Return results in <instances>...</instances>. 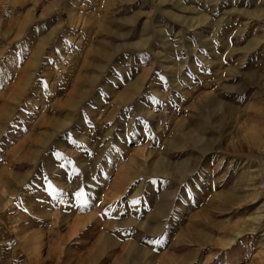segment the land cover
<instances>
[{
	"label": "rangeland",
	"instance_id": "374dc122",
	"mask_svg": "<svg viewBox=\"0 0 264 264\" xmlns=\"http://www.w3.org/2000/svg\"><path fill=\"white\" fill-rule=\"evenodd\" d=\"M37 1L74 16L0 0V264H264V0Z\"/></svg>",
	"mask_w": 264,
	"mask_h": 264
},
{
	"label": "bare ground",
	"instance_id": "6f19581e",
	"mask_svg": "<svg viewBox=\"0 0 264 264\" xmlns=\"http://www.w3.org/2000/svg\"><path fill=\"white\" fill-rule=\"evenodd\" d=\"M53 1V0H52ZM53 3V2H52ZM56 3V2H55ZM44 5V4H43ZM42 5V8H41V6L39 5V2L37 1V0H32V7L30 8V10L28 11L29 12V15H31V16H33V15H36V12L35 11H37L38 9H40V11H41V16H43V15H49L48 13H50L51 12V9H50V7H52V6H56L58 9H57V11H56V13L53 15V18H54V20L56 19V28L57 27H60L61 26V28L63 29L64 27H65V25L67 24V23H64V21L62 20V15H63V13L62 12H65L66 14H67V18L71 21V19H73V10H72V7H71V5H68V7L67 8H64L63 7V5L62 6H60L59 4L57 5V4H53V5H51L50 7H44ZM39 6V7H38ZM60 6V7H59ZM62 7V8H61ZM65 15V14H64ZM30 16V17H31ZM29 17V18H30ZM34 18V17H33ZM48 21H50L51 23H52V21H51V18L50 19H47ZM71 22H69V24H70ZM68 28V27H67ZM69 29V28H68ZM67 29V30H68ZM67 30H62L64 33L67 31ZM66 34V33H65ZM45 42H43V44L41 45V47L43 46H45V44H44ZM47 44V43H46ZM88 78V77H87ZM227 108V107H226ZM254 131V133L252 132L251 133V135H250V137H251V142H256L257 144H259V145H257L256 147L258 148V151H259V154H260V156H261V154H263L264 153V138H262V137H260V134L262 133L263 134V132H259V131H257V130H253ZM198 140H204V139H202V138H199ZM199 142V141H198ZM261 143H262V145H261ZM233 145V149H232V151H235L234 149H236V144H235V146H234V143H228V144H223V143H215L214 145L212 144V145H210V143L208 142V143H202V145L201 146H203V152H207V151H214V150H219V151H216V153L218 154L217 156L215 155V158H216V164H215V169L217 170V169H219V168H222V165H223V154H222V152H220L221 150L222 151H224L223 149H225V150H227V147H229V146H232ZM259 159H260V157H259ZM258 159V163H257V165L255 164L254 166L256 167L255 169H251V166L250 165H248V166H245V168H246V170H244V174L246 175V177H247V179L246 180H251L253 177H255L256 179H257V181L259 182L258 183V185L260 186L258 189H255V192H259L260 190H261V187H262V185H260V184H262L263 182L262 181H260V172H257V170H259L260 168H259V166H260V164H259V160ZM257 162V161H256ZM230 163H231V161H229L228 162V164L226 165V167H224V169H223V172H225L226 171V169L230 166ZM251 165H253V164H251ZM178 166V165H177ZM259 168V169H258ZM222 170V169H221ZM172 171V170H171ZM178 172V171H177ZM181 172V171H180ZM184 172V171H183ZM252 181V180H251ZM250 185V184H249ZM221 193V192H220ZM256 222H261L262 223V225L264 226V202H261V204H259L258 206H257V209L255 210V213L253 214V215H251V217L249 218V224H250V230L253 232V231H256V227L255 226H253V224H255ZM241 234V232L240 231H238L236 234H235V236L237 237L238 235H240ZM207 236V235H206ZM194 239V238H193ZM197 239V238H196ZM207 239V238H206ZM235 239V237H233V239L231 240V239H229V241H230V243H231V241H235L234 240ZM262 244H263V248H264V228H263V233H262ZM227 245H229V243H227ZM263 251H264V249H263Z\"/></svg>",
	"mask_w": 264,
	"mask_h": 264
}]
</instances>
